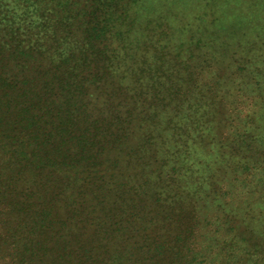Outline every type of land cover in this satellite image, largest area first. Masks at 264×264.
I'll return each mask as SVG.
<instances>
[{
    "label": "trees",
    "instance_id": "1",
    "mask_svg": "<svg viewBox=\"0 0 264 264\" xmlns=\"http://www.w3.org/2000/svg\"><path fill=\"white\" fill-rule=\"evenodd\" d=\"M145 2L0 0V264H264V25Z\"/></svg>",
    "mask_w": 264,
    "mask_h": 264
},
{
    "label": "rangeland",
    "instance_id": "2",
    "mask_svg": "<svg viewBox=\"0 0 264 264\" xmlns=\"http://www.w3.org/2000/svg\"><path fill=\"white\" fill-rule=\"evenodd\" d=\"M258 5V0H146L139 7V20H154L157 32L164 30L177 42L189 38L185 27L196 28L201 20L202 25L220 20L230 29L241 26L240 35L246 30L249 38H255V30L264 25V11L256 9Z\"/></svg>",
    "mask_w": 264,
    "mask_h": 264
}]
</instances>
